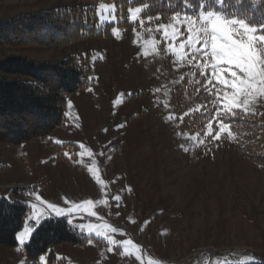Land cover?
<instances>
[{
  "label": "rangeland",
  "instance_id": "obj_1",
  "mask_svg": "<svg viewBox=\"0 0 264 264\" xmlns=\"http://www.w3.org/2000/svg\"><path fill=\"white\" fill-rule=\"evenodd\" d=\"M75 3L88 5L75 0L0 2V20ZM101 4L106 5L103 11ZM136 8L142 11L133 20L130 10ZM94 10L96 34L56 48H0V58L21 54L58 61L75 55L89 79L86 87L67 96L65 123L50 135L17 145L0 142V193L28 185V194L39 196L52 216L65 217L89 238L82 245L53 247L66 264H87L86 259L89 264H160L158 257L184 263L205 249L221 252L212 264L264 260V170L241 149L259 124L250 126L246 115L237 120L238 112L246 113L237 110L223 117L233 139L227 131L218 140L208 137L209 121L219 131L218 82L209 85L205 76L210 72L205 69L202 76L197 63L211 62V57L198 55L189 64L188 58L177 60L168 51L186 40L184 17L195 19L205 8L143 16V7L134 5L124 16L113 2L100 0ZM177 13L180 23L173 19ZM161 24L176 26L179 35L166 38L163 30L157 31ZM150 39H155L156 51L145 45ZM219 88L222 95L223 86ZM249 107L264 110V98ZM93 167L95 176L89 171ZM87 200L92 205L78 207ZM86 216L96 221L86 222ZM89 225L117 243L90 232ZM126 240L140 251L126 249ZM17 241L19 246L0 245V264L30 263L24 244ZM94 248L101 249V258L94 259ZM46 262V254L41 255L39 263Z\"/></svg>",
  "mask_w": 264,
  "mask_h": 264
},
{
  "label": "trees",
  "instance_id": "obj_2",
  "mask_svg": "<svg viewBox=\"0 0 264 264\" xmlns=\"http://www.w3.org/2000/svg\"><path fill=\"white\" fill-rule=\"evenodd\" d=\"M31 1L34 0H0L5 4ZM75 1H86L88 5L75 3L0 20V48L29 45L56 48L96 34L94 7L100 0ZM104 1L113 2L124 16L134 5L143 7V16L194 12L208 5L216 7L214 0ZM245 5L249 15L256 19L264 15L262 0H245ZM219 9L228 14L242 11L236 0H225ZM88 83V70L80 66L78 57L72 54L58 61L35 60L21 54L0 58V142L17 145L50 135L65 123L67 96ZM245 115L247 120L250 119V126L255 122L259 125L254 132H249V141L241 149L264 170V110L247 114L240 111L237 120H243ZM28 214L26 205L0 196V245H18L17 235L23 230ZM88 240L66 218L49 217L32 232L23 251L30 260L29 264H40L39 257L43 254H46V264H66L64 258L56 257L53 247L61 243L82 245ZM245 264H264V260Z\"/></svg>",
  "mask_w": 264,
  "mask_h": 264
},
{
  "label": "snow or ice",
  "instance_id": "obj_3",
  "mask_svg": "<svg viewBox=\"0 0 264 264\" xmlns=\"http://www.w3.org/2000/svg\"><path fill=\"white\" fill-rule=\"evenodd\" d=\"M215 3L222 6L225 0H215ZM236 3L242 9L240 14H228L219 8L208 5L204 11L197 14L195 19L186 15L183 21L187 27L186 40L178 44V49L170 47L168 50L177 60L188 58L189 64L198 55L211 57V62L207 60L203 64L198 62L197 67L200 68L202 76L205 75V69L210 72V76H205L209 85L212 84L213 80L218 82V100L216 103L220 107L217 111L216 122L219 125V131L214 132L212 122L209 121L206 132L208 137L217 140L220 139L221 133L226 131L228 139L234 138V134L229 130V125L223 120L225 115L236 114L237 110L252 113L254 109L249 105L258 98H264V15L260 19H256L249 15L245 0H236ZM105 8V4L100 5L102 11ZM130 11L132 19L135 20L142 9L136 8ZM173 19L180 23V14L177 13ZM159 30H163L166 38L174 39L179 35V31L174 25L161 24L157 27V31ZM145 45L152 51L157 50L155 39L146 40ZM144 54H148L147 48ZM219 86H223L222 95H219L221 90ZM191 138L195 140L197 137L194 135ZM81 147L84 146L81 145ZM184 150L188 151L187 148ZM80 154L83 155V153ZM88 155L91 156L92 153L89 152ZM89 171L95 176L96 169L94 167L90 168ZM97 180L99 181V177ZM36 199L40 200L41 198L36 196ZM114 199L118 202L120 196L116 195ZM92 203L93 201L87 200L78 207L92 205ZM48 207L54 209L57 215L62 211L54 204H49ZM91 214L95 215V213ZM89 231H95L96 235L104 236L109 244L117 243L111 236L95 226L89 225ZM112 231L116 232L117 229L113 228ZM28 233L29 230L25 229L18 234L17 239L21 245L24 244ZM124 245L126 249L129 246H134L131 240L124 241ZM134 247L140 251L138 246ZM137 259L140 257L138 256ZM149 264H153V262L149 261Z\"/></svg>",
  "mask_w": 264,
  "mask_h": 264
},
{
  "label": "built area",
  "instance_id": "obj_4",
  "mask_svg": "<svg viewBox=\"0 0 264 264\" xmlns=\"http://www.w3.org/2000/svg\"><path fill=\"white\" fill-rule=\"evenodd\" d=\"M13 199H18L24 203H27L29 205L32 206V208H34L35 210L32 211V214H31V217L29 218L28 220V223H27V227L28 228H34L36 225H37V222L39 220V218L42 216V213H40L37 209H40L41 208V204L28 197L25 193H23L19 198L17 197H12ZM42 212H44V210H42ZM204 253L201 255V258L204 259V258H208V260H210L212 258V256L215 254V250L214 249H205L203 250ZM186 261L183 263V262H177V261H174V260H163V264H185Z\"/></svg>",
  "mask_w": 264,
  "mask_h": 264
},
{
  "label": "crops",
  "instance_id": "obj_5",
  "mask_svg": "<svg viewBox=\"0 0 264 264\" xmlns=\"http://www.w3.org/2000/svg\"><path fill=\"white\" fill-rule=\"evenodd\" d=\"M93 252H94L93 253L94 259L101 258V249L94 248ZM86 263L89 264L87 259H86Z\"/></svg>",
  "mask_w": 264,
  "mask_h": 264
}]
</instances>
